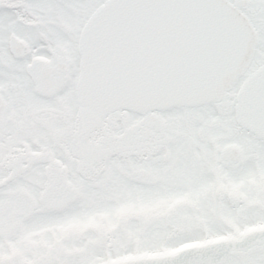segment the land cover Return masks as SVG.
Instances as JSON below:
<instances>
[{
  "label": "snow or ice",
  "instance_id": "snow-or-ice-1",
  "mask_svg": "<svg viewBox=\"0 0 264 264\" xmlns=\"http://www.w3.org/2000/svg\"><path fill=\"white\" fill-rule=\"evenodd\" d=\"M0 264H264V0H0Z\"/></svg>",
  "mask_w": 264,
  "mask_h": 264
}]
</instances>
